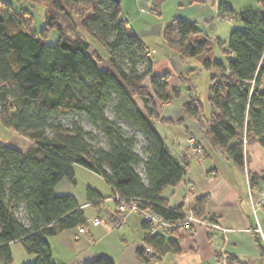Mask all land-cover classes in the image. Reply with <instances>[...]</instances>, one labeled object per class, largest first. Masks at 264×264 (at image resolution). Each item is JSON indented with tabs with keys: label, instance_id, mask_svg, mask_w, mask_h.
Wrapping results in <instances>:
<instances>
[{
	"label": "trees",
	"instance_id": "16d2710c",
	"mask_svg": "<svg viewBox=\"0 0 264 264\" xmlns=\"http://www.w3.org/2000/svg\"><path fill=\"white\" fill-rule=\"evenodd\" d=\"M31 1L43 3L39 31L30 11L7 7L0 14V120L32 144L22 152L0 142V261L11 264V244L21 242L36 256L28 264H57L48 239L87 225L76 199L56 194L64 179L76 183L77 166L102 177L112 189L110 198L137 201L166 221L182 219V208H170L162 193L184 180L189 164L170 153L155 128L157 101L168 103L179 93H169L168 74L153 75L144 44L120 19L122 3ZM260 4L262 11L242 13L220 5L219 14L243 28L232 30L226 48L216 43L224 61L204 63L211 73L209 113L199 99L183 105L213 148L247 172L253 185H264V175L249 174L246 151L254 143L264 151V0ZM52 33L58 35L53 44ZM163 36L185 58L210 52L215 44L196 24L178 18ZM86 196L91 205L102 199L92 189ZM204 203L193 210L198 219ZM142 226L146 246L137 251L140 261L154 264L167 253H180L179 230L153 235L146 221ZM87 264L115 263L98 255Z\"/></svg>",
	"mask_w": 264,
	"mask_h": 264
},
{
	"label": "crops",
	"instance_id": "0c3cea01",
	"mask_svg": "<svg viewBox=\"0 0 264 264\" xmlns=\"http://www.w3.org/2000/svg\"><path fill=\"white\" fill-rule=\"evenodd\" d=\"M0 3V14L11 7L17 12L30 11L35 19L28 0H0ZM121 3L123 13L120 19L144 44L148 57L153 61V75L168 74L169 93H179V97L168 103L157 101L159 120L155 122V128L165 140L170 153L189 166L184 180L177 186L168 187L162 197L170 208H182L185 214H189L192 209L197 210L199 201H205L202 219L216 222L229 230L224 235L198 224L191 231L180 230L175 234L180 253H167L154 264H221L222 254L229 256L228 264H264L258 237L251 230L254 220L249 211V201L248 204L246 201L248 186L245 173L213 148L201 124L183 110V105L191 99H199L203 104L200 94L204 93L205 87L208 93L211 77V73L204 69V63L220 59L218 52H222V49L216 43H223L226 48L232 30L242 26L240 22L221 16L220 5L229 6L236 13L262 11L260 0H121ZM177 18L196 24L202 35L209 36L215 42L213 50L196 58H185L172 51L163 35L166 27ZM43 27L44 25L35 29L39 31ZM57 39L58 35L52 33L48 43L53 44ZM101 64L103 69L108 68L106 63ZM145 84L150 86V79ZM163 120L166 122H162ZM0 125L6 130L0 127V132L7 137L6 143L0 139L2 144L22 152L32 146L27 139L4 127L1 120ZM192 136L198 139L201 155L199 160L188 162L185 148ZM250 148L254 151L253 157L249 155ZM246 151L249 174L264 175L262 147L254 143ZM258 157L262 160L261 168L255 167ZM77 172L100 177L81 166L75 168V177ZM100 178L105 184L103 187L97 184L79 187L78 183L73 184L68 179H64L56 187L57 195L73 196L79 207L90 204L82 209L84 213L89 208L97 209L93 217L87 219L84 234L77 237L78 229H74L48 239L54 261L57 264H87L100 255L115 264H146L137 257V251L146 246V233L142 228L144 219L138 214H130L122 227H115L112 218L118 211L116 202L110 198L113 192L103 178ZM188 183L193 185L191 189L188 188ZM88 189L96 191L102 199L91 205L86 196ZM97 218L101 220V224L95 226L93 221ZM11 251V264H28L36 259L35 255L27 253L21 242L12 243ZM0 264L3 263L0 261Z\"/></svg>",
	"mask_w": 264,
	"mask_h": 264
},
{
	"label": "built area",
	"instance_id": "2783aa9c",
	"mask_svg": "<svg viewBox=\"0 0 264 264\" xmlns=\"http://www.w3.org/2000/svg\"><path fill=\"white\" fill-rule=\"evenodd\" d=\"M201 155V148L198 143V139L195 136H192L188 139L185 148V156L188 162L193 160H199ZM247 174V172H246ZM246 182L248 186V200L250 202V206L252 209V216L254 220V226L251 229L259 238H261L263 245H264V185H253L250 181L248 175H246ZM188 188L191 189L193 185L191 183L187 184ZM115 202L119 203L117 211L118 213L113 216V222L115 227H122L125 222L126 218L130 214H138L140 215L144 221H146L150 225V232L153 235H164L167 236L169 233L177 230H184V231H191L195 225H201L206 227L211 231H217L224 235L227 234L229 231L228 229L220 226L216 222H212L209 220L198 219L193 214V210L189 214L183 213L184 217L179 220L174 221H166L160 215L147 210L141 209L138 205L137 201H124L121 200L118 196L111 198ZM90 206L83 205L80 207L84 209ZM263 215V218L260 217ZM93 224L98 226L101 224V220L99 218L94 219ZM85 228L78 229V235L84 234ZM146 251L151 253L150 248H146ZM229 256L227 254H222L220 257L221 264H228Z\"/></svg>",
	"mask_w": 264,
	"mask_h": 264
},
{
	"label": "rangeland",
	"instance_id": "374dc122",
	"mask_svg": "<svg viewBox=\"0 0 264 264\" xmlns=\"http://www.w3.org/2000/svg\"><path fill=\"white\" fill-rule=\"evenodd\" d=\"M29 1V4L31 5V10L32 11H34V13H35V19H34V23H35V28L36 29H40L41 27H42V25H44V22H43V3L42 2H32L31 0H28ZM28 3V2H27ZM2 8V5H1V3H0V9ZM239 28L240 29H242L243 28V26H239ZM50 38V37H49ZM102 51V50H101ZM93 51L91 50L90 51V53H92ZM102 56L104 57V58H106V55L105 54H103V52H102ZM218 58H220L222 61H224L225 60V57L223 56V53L222 52H218ZM101 66V68H102V64L100 65ZM208 93H207V88L205 87V89H204V93H201L200 94V96H201V100H202V102H203V106H204V108H205V110H206V112H208V95H207ZM70 119V118H69ZM0 127H1V129H3V130H5L1 125H0ZM85 128L87 129V130H92V128L86 123L85 124ZM6 131V130H5ZM93 131V130H92ZM8 133V132H7ZM10 134H11V132H9ZM94 133H96V134H98V132H94ZM0 139H1V141L3 142V143H6V139H7V137H6V135L4 136L1 132H0ZM140 140H142L141 139V137H140ZM142 147V146H141ZM141 147L139 146L138 147V151L141 153ZM252 148H250L249 149V155H251L252 157L254 156V154H253V150H251ZM256 159H259L258 160V162H256V168H261L262 167V160H261V157H258V158H256ZM245 175H248V174H246L245 173ZM75 182L76 183H78L79 184V187H84V185H86V184H97V185H99L100 187H103V186H105V184H104V182L102 181V179L100 178V177H97V176H94V175H92V174H88V173H84V174H81V173H78L77 172V175H76V177H75ZM247 191H248V189H247ZM246 198H247V204H248V194L246 193ZM249 204H250V202H249ZM96 207H93V208H89V209H87L86 211H85V214H86V218L87 219H89V218H91V217H93V213H96ZM250 210L249 211H251V213H252V209H251V206H250V208H249ZM18 216L23 220L24 219V214H23V212H20L19 214H18ZM260 217L261 218H263V215H260ZM127 226V225H126ZM125 226V227H126ZM139 232H140V234L142 235V230H141V228L139 229Z\"/></svg>",
	"mask_w": 264,
	"mask_h": 264
},
{
	"label": "water",
	"instance_id": "95a60500",
	"mask_svg": "<svg viewBox=\"0 0 264 264\" xmlns=\"http://www.w3.org/2000/svg\"><path fill=\"white\" fill-rule=\"evenodd\" d=\"M114 2H116L117 4L121 3V0H113Z\"/></svg>",
	"mask_w": 264,
	"mask_h": 264
}]
</instances>
